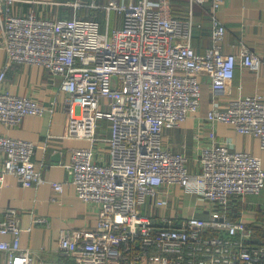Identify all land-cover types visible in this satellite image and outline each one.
I'll list each match as a JSON object with an SVG mask.
<instances>
[{
  "label": "built area",
  "instance_id": "built-area-1",
  "mask_svg": "<svg viewBox=\"0 0 264 264\" xmlns=\"http://www.w3.org/2000/svg\"><path fill=\"white\" fill-rule=\"evenodd\" d=\"M105 1L35 0L42 6L38 12L19 15L18 0H0V48L8 62L37 65L61 77L63 137L90 143L72 149L65 168L80 199L96 205V225L64 229L58 246L65 261L43 264H264V243L255 240L242 214H231L233 202L264 189L261 158L213 140L197 149L195 171L184 153L164 144L166 130L199 112L204 74L214 96L206 121L229 124L264 148L263 96L240 95L223 109L215 98L230 93L236 65L258 71L261 56L245 46L237 53L223 51L226 27L217 16L222 0H189L186 17L173 13L171 0ZM207 3L211 45L200 54L192 45V7ZM61 6L72 12L61 16ZM82 9L105 10L104 31L96 18L80 17ZM5 74L6 68L0 84ZM47 110L29 96L0 88L5 126ZM102 120L108 123L105 138L99 134ZM37 147L0 134V192L7 175L23 187L49 183L57 195L63 192L64 183L42 177L34 161ZM2 214L6 264H34L30 249L21 245L17 209ZM46 223L33 216L25 231Z\"/></svg>",
  "mask_w": 264,
  "mask_h": 264
},
{
  "label": "crops",
  "instance_id": "crops-1",
  "mask_svg": "<svg viewBox=\"0 0 264 264\" xmlns=\"http://www.w3.org/2000/svg\"><path fill=\"white\" fill-rule=\"evenodd\" d=\"M33 1L35 0H18L14 5V13L27 15L32 10L38 12L42 6ZM171 1L175 15L189 16V0ZM217 16L226 27L223 42L225 53H237L241 46H245L262 58V66L258 71L236 65L230 93L215 97L218 106L223 109L229 99L240 95L259 93L264 98V0H222ZM192 21V45L197 53L204 54L211 45V3L194 5ZM4 68L6 74L0 84L2 90L14 95L29 96L48 110L42 116H26L17 126L0 123V134L29 140L38 145L34 161L40 168L42 177L47 181L64 183V190L57 195L49 183L23 187L13 175H7L0 192V219L6 208L17 209L24 229L21 245L30 249L34 264L64 262L65 258L61 256L58 246L61 232L64 229L93 228L97 222L96 205L80 199L65 168L70 161L72 149L89 147L90 143L63 137L67 113L66 95L60 90L61 77L52 76L49 70L37 65L10 64L6 51L0 48V71ZM199 80L202 90L199 112L178 127L166 130L164 144L174 151L184 153L189 159L190 168L195 171L197 149L213 140L228 141L232 150L260 157L264 166V148L258 138L239 134L229 124H210L206 121L207 112L213 108L214 96L210 78L201 74ZM99 124V134L107 137V121L102 120ZM103 147L100 145L101 149H105ZM107 159L106 151L105 160ZM231 214L233 217L242 214L246 224L253 230L255 240L264 243V189L258 195H247L240 201L233 202ZM33 216L45 218L48 223L36 224L31 232L25 231ZM6 239H11V236ZM0 264H6V255L2 251Z\"/></svg>",
  "mask_w": 264,
  "mask_h": 264
},
{
  "label": "rangeland",
  "instance_id": "rangeland-1",
  "mask_svg": "<svg viewBox=\"0 0 264 264\" xmlns=\"http://www.w3.org/2000/svg\"><path fill=\"white\" fill-rule=\"evenodd\" d=\"M101 2L102 3H106L105 0H101ZM57 9H58L59 13L61 12L60 13L61 16L66 15V14H70L72 12L71 7L61 6V7H58ZM87 12H88V10L82 9V10L79 11V15L81 16V14L87 13ZM94 12H96V11H94ZM99 22H100L101 31H104L105 26H106V11L105 10L99 11ZM115 83H116V80L114 79L113 80V84H115ZM188 201H189V198L187 197L185 199V204H188L189 203Z\"/></svg>",
  "mask_w": 264,
  "mask_h": 264
},
{
  "label": "trees",
  "instance_id": "trees-1",
  "mask_svg": "<svg viewBox=\"0 0 264 264\" xmlns=\"http://www.w3.org/2000/svg\"><path fill=\"white\" fill-rule=\"evenodd\" d=\"M173 5V2H172ZM174 6V5H173ZM61 13V12H60ZM174 13V12H173ZM175 14V13H174ZM177 16H179L178 14H176ZM82 18H96L97 20H99V12H94V11H89L87 13H83L81 14ZM80 16V17H81Z\"/></svg>",
  "mask_w": 264,
  "mask_h": 264
}]
</instances>
